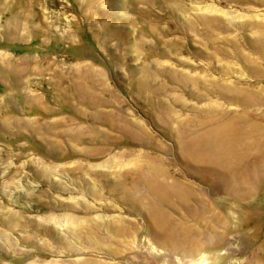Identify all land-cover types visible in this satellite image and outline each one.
<instances>
[{"label": "rangeland", "instance_id": "1", "mask_svg": "<svg viewBox=\"0 0 264 264\" xmlns=\"http://www.w3.org/2000/svg\"><path fill=\"white\" fill-rule=\"evenodd\" d=\"M0 264H264V0H0Z\"/></svg>", "mask_w": 264, "mask_h": 264}]
</instances>
